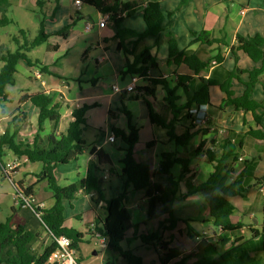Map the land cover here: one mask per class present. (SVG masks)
<instances>
[{
  "label": "trees",
  "instance_id": "16d2710c",
  "mask_svg": "<svg viewBox=\"0 0 264 264\" xmlns=\"http://www.w3.org/2000/svg\"><path fill=\"white\" fill-rule=\"evenodd\" d=\"M146 1V2H145ZM41 3V1H39ZM89 5L101 13H107L111 18L115 32L114 37L119 39L122 44L127 39L132 43L141 41L147 37H157L163 30V13L159 3L156 0H131L121 2L120 0H88ZM55 7L57 1H55ZM142 19L144 29L137 31L131 28L121 26L122 18L120 14L124 11L137 8L143 5ZM10 5V0H0V27L12 22V19L5 14ZM54 9L48 16L53 18ZM44 19L41 18L38 24V32L35 36L29 37L27 30L19 29L17 35H10V40L14 43V48L7 44L0 43V102L7 100L6 86L14 83V74L17 71V64L20 60L31 66H37L41 72L47 71V66L41 65L38 60H33L29 52L35 47L46 43L47 48H53L48 44L49 35L45 32ZM72 22L67 23L58 32L57 35L64 36ZM196 41L206 45L217 43V40L211 37L210 32L202 30L198 35L190 32ZM227 46L226 43L223 44ZM168 58H171L175 64H185L195 75L201 70L207 69L212 61L217 63L222 61V56L217 53L212 58L200 59L193 52H186L178 49L176 41L169 38L167 42ZM152 45H144L139 53H132V61L126 60L125 73L137 75L139 79L148 82V85H135L132 91H121V99L129 93L128 98L137 99L141 95L147 109L148 120L165 130L169 139L173 140L178 146H187L196 135L191 131L195 127V113L191 110L195 107L205 105L210 106L209 87L217 86L223 93L224 98L219 104V108L231 105L235 109L250 112L256 128H249L245 134L256 141L264 142V36L260 33L243 36L236 34L235 42L229 47L233 55V67L227 72L224 80L219 81L209 76L198 77L199 87L194 90L183 103L176 104L177 96L175 90L168 85L162 76L153 77L148 70L154 67L156 59L151 55ZM127 51V50H125ZM237 52L245 54L254 64L250 68H241L238 65ZM86 52L83 53L85 55ZM246 74V80H242L240 74ZM238 81L243 85V90L239 95H235L232 89V82ZM256 83L262 87V98L256 100L253 98V88ZM160 85L165 91V108L168 109L172 118L167 120L162 113L155 111L153 102L155 101L156 86ZM186 86L183 85V91ZM134 92V93H133ZM148 97V99L146 98ZM29 101L37 108L36 131L31 141L17 138L18 122L25 119V114L17 111V116H13L6 124L3 132L0 134V165L1 157L6 151L12 153L16 158H25L29 163H41V170L36 174V180L33 184L23 187L20 184L15 185L16 196L19 191L25 197L34 195L36 187L40 183H45L46 190L50 192L52 203L49 207L39 209L35 204H25L22 199L17 197V208L13 210L16 214L8 216L4 222L0 223V264H46L47 257L55 248L54 237L64 235L71 241V246L77 252V260H83L78 253L79 245L83 241V233L78 229L65 224L64 209L65 204H71V200L77 196L84 195L89 200L97 204L102 202L103 217L96 216L93 220V227L89 229L91 235L102 236L105 238L106 249L116 252L126 264H142V258L131 248L122 247L121 243L127 241V233L132 231L131 236L137 238L146 246L152 247L156 252L159 247L163 251L158 255L160 264H264L262 259L256 255H251L249 250L244 247L245 240L241 233L243 230L242 221H233L231 214L235 211L234 205L225 197V192L240 193L236 188L234 181H230L234 175V167L241 156L243 142L241 139L231 141L228 137L221 139L217 144L219 153L214 148L207 147L202 149L203 143L200 141L193 154L202 153L208 163L211 165V172L205 180L194 184L193 168L190 165V159L181 157L173 152H161L160 160L155 170H152L149 163L138 161L133 155V146L138 140L137 130L130 123V115L125 112L128 121V133L122 129L111 127L114 138H119L125 145L124 154L120 159L122 168L119 176L123 179V189L117 196L106 198L103 193L104 172L115 173L110 156L102 148H96L92 145L89 153L92 156L86 165V172L83 178L60 186L55 177V169L58 166L76 161L78 157L87 148L83 139V133L86 129V113L94 107L92 104H81L73 108L70 112L72 120L68 122L64 131L56 134V128L60 119L59 105L51 104L49 95L44 91L32 94H24L20 101ZM124 109V108H122ZM123 111V110H122ZM181 114L189 124L185 126L184 132L175 133L176 117ZM18 114L21 116L18 118ZM112 115V113H111ZM18 118V119H17ZM49 124L48 133L42 134L43 124ZM207 130V129H204ZM154 141H149L145 145L150 148ZM210 143L214 145L213 138ZM241 151V152H240ZM254 157L241 161V168L236 174L237 177H245L248 167L253 163ZM179 165L178 173L173 176L172 168ZM154 174L164 177L163 182H154ZM184 189L183 197L199 194L208 205L209 220L218 230L217 233L203 238L197 245V249L183 253L179 243L183 232L189 238L200 237L198 232L190 224L192 219L181 218L175 215L173 211V201L179 193L180 186ZM144 190V196L147 200V219L140 223L146 224V221L157 220V228L137 234L138 224H132L130 214L123 205V200L128 192ZM18 212V213H17ZM31 217L39 220L43 230L49 239L44 244H35L40 234L28 227ZM27 224V225H26ZM183 224V226H180ZM140 226V225H139ZM180 227V228H179ZM183 227L184 230H181ZM250 231V237H257L258 230L252 225H247ZM176 242L174 245L171 243Z\"/></svg>",
  "mask_w": 264,
  "mask_h": 264
},
{
  "label": "crops",
  "instance_id": "0c3cea01",
  "mask_svg": "<svg viewBox=\"0 0 264 264\" xmlns=\"http://www.w3.org/2000/svg\"><path fill=\"white\" fill-rule=\"evenodd\" d=\"M55 1H57V6L53 18H51L49 23L51 31H45L49 35L48 44L54 46L55 49L46 47L42 60L30 57L33 60H38L41 65L47 66V71L41 72L39 78H34L32 76L33 70L37 66L29 67L23 60L18 62L17 67L28 75L31 80L34 79L37 84L34 91H27L22 95L44 91L49 95L51 104L56 103L59 105L60 119L55 131L56 134L62 133L68 122L72 120L70 112L73 108L84 103L92 104L94 107L90 108L86 113V122L88 126L84 133L91 131H99L101 133L100 136L92 138V141L88 143L87 148L76 161L58 166L55 169V177L60 186L68 185L85 176L87 162L92 158L89 153V148L94 145L96 148H102L109 154L115 168V173L104 172L102 174L104 181L108 182L107 187L111 190V187L115 185L116 194L122 191L124 178L119 176V173L122 168L120 159L123 157V148L125 145L119 138H115L113 142H109L107 136L113 134L111 132V127L122 129L124 132L128 133L129 128L125 112L129 113L130 123L137 130L138 134V140L133 146L134 157L138 161L149 163L152 170L157 168L161 152H173L178 156L187 157L190 159V165L193 168L194 177L192 182L194 184L205 180L209 173L208 170L211 169V165L202 153L198 155L193 154L200 141L204 142L202 147L203 150L209 147L210 149L214 148V150L219 153L217 144L221 139L228 137L231 141L235 142L241 139L243 142L245 137H250L246 135L245 132L249 128L257 127L250 112L235 109L231 105L219 108V104L224 98V93L217 86H210V106L206 107L207 116L205 122L200 126L196 125L192 127L193 129H191V131H195L196 135L187 146H178L173 140L167 137L164 129L149 122L147 109L141 95H138L137 99L131 100L128 98L129 93H127L124 99H121V91H112L111 85L117 84L123 87L125 84L132 83L131 78L134 74L124 72L126 60L131 62L133 59L132 54L129 52L139 53L144 45H152L150 53L155 57L156 64L154 67L149 68V74L153 77L162 76L166 79L171 88L177 86L175 90V95L177 96L176 104L183 103L186 96H189L199 87V76L204 78L211 76L219 81L225 79L227 72L233 67V55L229 51V47L234 44L236 34L239 33L246 36L260 33L264 36V0H156L163 13V30L157 37H147L136 43H132L131 40L134 39H127L122 44L119 39L114 37L115 28L109 15L107 13H101L93 6L89 5L87 2L88 0H82L79 10H77L76 6L73 4V0ZM120 1L128 2L131 0ZM108 2H111V0H108ZM144 4L145 3L129 11L122 12L120 14L122 18L121 26L142 31L144 29V22L141 9ZM100 20H105L103 27H98L97 25V22ZM69 22H72L73 25L69 27L65 35H57L60 28ZM86 23H91L92 25L89 31L84 30V25ZM46 27L47 24L45 23V28ZM202 30L210 32L211 37L216 39L217 43L206 45L200 41H196L195 37L190 34V32H194L198 35ZM169 38H173L176 41L178 49L185 50L186 52H193L200 59L212 58L215 54L219 53L222 56V61L219 63L212 61L207 69L201 70L198 75H195L185 64H175L171 58H168L167 42ZM224 43H226L227 46H224ZM76 44H78V50L75 58V67L73 68V77L71 80H67L65 62L69 61L68 52ZM33 50L34 49L31 51ZM84 52H86L85 55H83ZM237 55L238 65L241 68H250L254 65L245 54L237 52ZM43 73L46 75L43 76ZM240 77L242 80H246L245 73L240 74ZM134 85L145 86L148 85V82L137 79ZM183 85L186 86L185 91H183ZM232 89L235 95H239L243 90V85L234 80L232 82ZM261 89V84L256 83L252 93L254 99L260 100L262 98ZM164 96L165 91L160 85H157L155 90V101L153 102L154 109L162 113L167 120H170L172 114L165 108L166 102L163 99ZM146 98L148 99V97ZM0 107L2 108V105H0ZM20 112L25 114V119L17 123L19 129L17 138L31 141L36 131L37 108L29 101L24 100L21 103ZM30 112L31 115L29 114ZM183 112L184 111L176 117L178 121L175 122L174 131L177 135L184 132L185 126L189 124L186 119L182 118L181 114H183ZM15 114H17V112L6 115L5 110L2 108L0 116V134L3 132L7 122L13 116H17ZM20 117L21 116L18 114V118ZM262 123L264 126V118ZM48 131L49 124L46 122L43 124L42 134L46 135ZM212 138L214 145L210 143ZM149 141H154L150 148L145 145ZM258 143L259 145H264L259 141ZM254 152L257 153L256 150H254ZM242 153L243 154L239 156L242 160L249 159L245 157L247 151H244L243 147ZM13 157L15 156L13 155ZM200 157L202 158L201 162L197 163L196 160ZM14 159L17 158L15 157ZM18 160L21 164L11 171L9 179L13 177L15 173L22 171L23 174L28 176V183H25V181L20 178L14 184L27 187L35 182V176L41 170L42 165L39 162L29 163L24 161V158H19ZM199 165L203 166V171L200 173H198L197 169ZM22 166L24 167L20 169ZM240 168L241 165L238 166L237 171H234V175L231 179H234ZM178 171L179 165H174L172 168L173 176H175ZM1 179H4V177L1 176L0 180ZM151 180L154 182H163L164 177L154 174ZM39 187L40 189H45V183H40ZM102 188L106 198L114 197L113 195H107L108 193L105 191L106 188L104 185H102ZM178 192L172 205L174 212L175 204L181 202L185 209L191 210L193 207L198 208L203 218H205L204 221L209 220L208 205L201 195L181 196L184 194L182 185ZM34 194L38 195V191L35 190ZM225 194L234 195L236 192ZM44 197H47L46 201H40L39 203L44 204L43 208H46L52 203L50 192L44 190V194L40 198ZM84 197H86V199L88 198L87 196ZM32 198L34 201V196ZM123 205L130 214L131 223L138 224V230H136L137 234L153 231L147 230L150 227L154 229L157 228L156 219L146 221L145 226L140 224L147 219V200L144 196L143 189L128 192L123 200ZM79 213H81L79 209L76 211L70 209V212L66 214L64 209L65 224L71 226V218L73 216L78 217ZM90 213L88 224L91 225V227L87 226L88 230L93 227V220L96 216L103 217L102 202L100 201L94 204V206H91ZM231 219L233 221H242V215L239 211L235 210L231 214ZM149 224L151 225L147 226ZM210 232L214 234L217 233L218 230L215 228V230ZM211 233L208 234L203 231L202 234H205L204 236L189 238L183 232V236L179 243L182 252L188 253L196 250L197 245L202 242V239L209 237L212 235ZM131 234L132 231L129 230L127 233V240L130 238V242L137 243V236L132 237ZM186 239H188L187 244L190 243V245L185 247L183 242ZM98 243L97 247L92 251V254H102L103 251L99 252L101 247ZM175 243L174 241L171 245ZM142 245L144 244L142 243ZM138 247L139 246L132 248L134 250L133 252H135ZM249 252L251 255H255L253 249ZM162 253L163 251L158 249L156 252L157 257ZM98 255H93L94 259H96ZM260 258L264 262V255L260 256ZM84 262L89 263L88 261ZM152 264H157V262L154 261Z\"/></svg>",
  "mask_w": 264,
  "mask_h": 264
},
{
  "label": "rangeland",
  "instance_id": "374dc122",
  "mask_svg": "<svg viewBox=\"0 0 264 264\" xmlns=\"http://www.w3.org/2000/svg\"><path fill=\"white\" fill-rule=\"evenodd\" d=\"M39 1L42 2L40 3ZM55 4V0H10V5L5 14L7 15V17L12 19V22L3 27H0V43H3L4 45L7 44L10 48L13 49L14 43L10 40L9 36L17 35L19 29L27 30V35L29 37L35 36L38 32V24L41 18H45L44 24H47L45 31L50 32L51 28L49 23L51 21V18L48 16L54 9ZM77 50L78 44H76L68 52L69 61L65 62V74L67 80H71L73 77V68L75 67ZM45 51L46 43H43L35 47L34 50L30 51L28 54L32 58H38L39 60H42ZM45 75L46 74L43 73V76ZM36 85L37 84L34 79L31 80L28 75L23 73V71H21V69L17 67V71L14 74V83L12 85L6 86L7 100L4 102H0V105H2V108L5 110L6 115L16 113L18 110H20L22 103L20 101V97L24 92L34 91V89H36ZM2 108L0 107V116ZM29 114L31 115V112ZM100 135L101 133L99 131H91L88 133H84L83 139L86 142V145H88V143L92 141V138H96ZM261 143L264 144V142ZM243 149L244 151H247L245 157L250 158L253 156L255 157L254 161L248 167L245 177H234V179H230V181H234L235 187L240 189L241 192L231 195L225 194L229 193L227 191L224 193V195L234 205L235 210L239 211L242 215V222L244 226L241 233L244 236L245 240L244 247L249 251L253 249L255 251V255L260 257L264 255V145H259L258 141L254 140L251 137H245L243 139ZM254 150H256L257 153H255ZM241 154L243 153L241 152ZM14 158L15 157H13L12 153L6 151L4 156L1 157V161L2 163H5L14 160ZM201 159V157L198 158L196 162L200 163ZM239 165H241V162H237L235 164V171L238 170ZM24 166L20 167V169ZM202 167L203 166L201 165L198 166V173L203 171ZM20 178L23 179L25 183H28V176L23 174L22 171L15 173V175L10 179L6 177L0 180V223L4 222L8 216L16 214V212L14 213L13 210L17 208L19 199L16 196L14 183H16V181ZM107 184L108 182H103V185L106 188L105 191L108 194L106 192L105 193L107 195L117 196L118 194H116L117 192L115 189V185L112 186V189L110 190L107 187ZM43 189L44 188L40 189L39 184L37 185L36 190L38 191L39 196L34 194V201L31 203L36 205L40 201H46L47 197L40 198L43 196L46 187L44 190ZM71 204L72 205L70 206L68 205V203H66V214L70 212V209L73 211L79 209L81 212L79 213L78 217L73 216L71 218V226L83 233V241L80 243L78 251L81 258L84 261H88L90 264H126L124 261H121V258L116 252L109 251L106 248L102 249L101 247L99 249V252L103 251L102 254H92V251L97 247V243L99 242V238L95 235H91L89 233L90 231L87 229V226L91 227L88 222L91 215L90 209L91 206H94V203H92L88 198L86 199L84 195H80L71 200ZM174 213L176 216L181 218H191L192 221H190V224L195 230L199 232L200 236L205 235L202 234L203 231L210 234V231L215 230L212 222L207 220L204 221L205 218H203L198 208L193 207L191 208V210L185 209L184 205H182L181 202H177L175 204ZM150 225L151 224L147 226ZM247 225H252L255 230H258L259 235L253 238L250 237V231L247 228ZM180 226H183V224H181ZM28 227L40 234V237L35 242V244H44L48 241L49 237L43 230V227L40 225L39 220L36 217L30 218ZM181 228V230H184L183 227ZM147 230L155 229L150 227ZM187 240L188 239L183 242L185 247L190 245V243L187 244ZM129 242L130 238L128 239V242L123 241L121 243L122 247L132 249L136 246H139L136 249L135 253L142 258V264H152L154 261H156L157 264H160L156 251L152 247L142 245L139 239H137V243ZM98 244L100 246V243ZM160 249L161 248L159 247V250ZM93 255H98V257L94 259Z\"/></svg>",
  "mask_w": 264,
  "mask_h": 264
},
{
  "label": "built area",
  "instance_id": "2783aa9c",
  "mask_svg": "<svg viewBox=\"0 0 264 264\" xmlns=\"http://www.w3.org/2000/svg\"><path fill=\"white\" fill-rule=\"evenodd\" d=\"M81 3H82V0H73V4L76 6L77 10L80 9ZM104 24H105V20H100L99 22H97L98 27H103ZM91 28H92L91 23H86L84 25L85 31H89ZM40 75H41V71L39 70V68L38 67L34 68L32 76L34 78H39ZM137 79H139L138 76L133 75V77L131 78L132 83L125 84V86L123 87H120L117 84H113L111 85V90L115 92H120L122 90L132 91L135 86L134 82ZM191 111L195 113V119H194L195 124L197 126L202 125L205 122L206 116H207L206 106L201 105L197 108L194 107ZM107 140L109 142H113L115 140L113 134H109L107 136ZM18 159L19 158L14 159L12 162L2 163L0 165V177L2 176L4 178L6 177L9 178L11 171L17 168L21 164ZM238 160L241 162L242 158L239 157ZM24 161H26L25 158H24ZM17 197L22 199L25 204H29L33 201L32 196L25 197L20 191ZM36 207L39 209H42L43 204L38 203L36 204ZM95 236L99 238L100 247L105 248L106 247L105 238L102 236H99L97 233ZM54 243H55V248L48 255L46 264H89L87 262L77 260V252L70 245L71 241L68 237L64 235L56 236L54 237Z\"/></svg>",
  "mask_w": 264,
  "mask_h": 264
},
{
  "label": "clouds",
  "instance_id": "9594fccd",
  "mask_svg": "<svg viewBox=\"0 0 264 264\" xmlns=\"http://www.w3.org/2000/svg\"><path fill=\"white\" fill-rule=\"evenodd\" d=\"M208 171H209V172H211L212 170H211V169H209Z\"/></svg>",
  "mask_w": 264,
  "mask_h": 264
}]
</instances>
